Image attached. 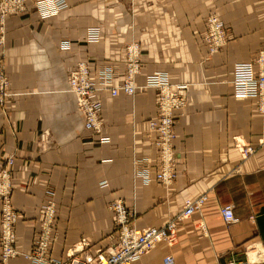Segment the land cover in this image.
Here are the masks:
<instances>
[{"label":"crops","instance_id":"crops-1","mask_svg":"<svg viewBox=\"0 0 264 264\" xmlns=\"http://www.w3.org/2000/svg\"><path fill=\"white\" fill-rule=\"evenodd\" d=\"M47 19L32 9L3 21L0 67L8 79L0 103V170L13 159L10 205L18 255L0 264H36L25 255L38 232L42 206H56L55 239L48 257L94 256L115 235L107 205L120 199L138 228L163 226L186 199L208 193L201 212L180 222L172 244H158L136 264H225L243 260L259 244L264 264V115L257 98H237L231 70L253 61L264 47V0H66ZM211 13L224 23L226 46L208 54L203 36ZM99 30L89 42L88 32ZM141 45L140 87L130 96L103 95L102 135L84 129L67 72L78 61L123 69L122 50ZM70 49L63 50L62 43ZM2 63V64H1ZM169 74L187 84V105L176 112L174 178L156 180L147 122L156 116V89L145 76ZM252 151L244 155V151ZM148 168L152 180L137 174ZM108 186L101 188L99 182ZM233 206L229 227L219 208ZM1 212V203H0ZM82 239L87 245L81 246ZM76 247V250H75Z\"/></svg>","mask_w":264,"mask_h":264},{"label":"built area","instance_id":"built-area-1","mask_svg":"<svg viewBox=\"0 0 264 264\" xmlns=\"http://www.w3.org/2000/svg\"><path fill=\"white\" fill-rule=\"evenodd\" d=\"M67 8L65 0H0V25L8 16L22 15L34 9L41 19H47L57 15ZM206 33L203 37L209 55L216 52L226 44L224 23L217 15H210L206 22ZM2 37H0V42ZM87 40L96 42L99 40V32L91 29ZM63 50L71 47L69 42L62 43ZM124 69L117 73L111 66L102 65L91 68L87 60L78 61L67 72V87L75 97L78 113L82 116L83 126L99 137L100 142L108 141L102 135V94L108 93L115 97L119 92L133 95L140 88L136 83V76L142 69L141 45L131 42L123 49ZM258 68L252 61L239 62L233 65L231 70V81L235 88L237 98L253 97L260 102L259 109L264 113V47L260 50L256 59ZM0 67V91L5 86V78ZM121 76L120 83L116 80ZM144 87L156 89L157 114L147 122L146 134L149 136V145L153 155L156 157L157 171L155 178L163 185H169L174 178V141L176 133L174 129L175 112L186 107L187 98L185 91L187 84H172L169 74L159 73L146 76ZM104 93V94H106ZM248 148L245 152L250 153ZM13 160L9 159L8 166L0 170V249L1 262L6 263L9 259L18 255L15 248L16 232L15 226L19 214L10 205L12 189L11 166ZM145 183L152 180L148 168L137 174ZM99 186L106 188V180L100 181ZM208 193H204L195 199H186L180 215L170 219L163 226L138 228L132 222L133 214L120 199L111 201L107 207L114 215L115 235L112 243L104 250H99L94 256L81 257L72 252L67 261H59L49 258L50 244L55 239L54 220L56 206L46 203L42 206V216L39 222L37 235L34 239L30 252L25 256L35 261L36 264H136L143 256L152 251L158 244H172L176 227L186 217L194 212H201L208 201ZM224 223L229 227L237 221L233 213V206L223 205L219 208ZM82 239L81 247L87 245ZM259 244L252 243L245 248V260L231 259L225 264H254L249 254ZM76 250V247H75ZM261 261V260H260ZM164 264H174L172 256L167 255Z\"/></svg>","mask_w":264,"mask_h":264},{"label":"bare ground","instance_id":"bare-ground-1","mask_svg":"<svg viewBox=\"0 0 264 264\" xmlns=\"http://www.w3.org/2000/svg\"><path fill=\"white\" fill-rule=\"evenodd\" d=\"M66 1V0H65ZM210 15H215V13H211ZM209 15V16H210ZM208 16V17H209ZM206 22H207V20H206ZM207 26V25H206ZM4 27V26H3ZM1 28V27H0ZM3 29V28H2ZM93 29H96V28H93ZM98 32H99V30L98 29H96ZM206 30H207V28H206ZM100 33V32H99ZM87 36H88V34H87ZM204 37V36H203ZM131 42H138V41H129V42H127V43H125L124 44V46L126 45V44H128V43H131ZM139 43V42H138ZM226 44H227V41H226ZM226 44L223 46V47H221L220 49H218L216 52H214V53H217L218 51H220L221 49H223L225 46H226ZM123 49H124V47H123ZM207 49H208V47H207ZM260 52V51H259ZM259 52H258V54H259ZM214 53H211V54H214ZM208 54H209V52H208ZM122 55H123V50H122ZM258 58V55H257V57L252 61L253 63H254V65H256V67H254V69H256V68H258V65L256 64V59ZM237 63H239V62H237ZM2 64V63H1ZM236 64V63H235ZM108 66H111L114 70L116 69V67H114V66H112V65H108ZM234 67V66H233ZM123 69H124V62H123ZM123 69H122V71H123ZM5 73V72H4ZM140 73H141V71H140ZM139 73V74H140ZM159 73H161V72H155V73H153V74H159ZM138 74V75H139ZM153 74H150V75H153ZM166 74V73H165ZM138 75L136 76V78L138 77ZM147 76H149V75H147ZM120 81H121V76L120 77H118L117 78V80H116V82L117 83H120ZM232 82V81H231ZM145 83H146V76H145ZM232 85H233V83H232ZM233 89H234V96H235V88H234V85H233ZM122 92V91H121ZM122 93H124V92H122ZM263 94H264V91H263ZM134 95V94H133ZM130 96H132V95H130ZM236 97V96H235ZM246 98H253V97H246ZM241 99H245V98H241ZM258 99V98H257ZM76 101V100H75ZM258 101H259V99H258ZM187 105V104H186ZM259 107H260V102H259ZM182 110V109H181ZM178 111H180V110H178ZM259 111L262 113V115H264V113L259 109ZM156 112H157V107H156ZM177 112V111H176ZM176 112H175V114H176ZM102 127V126H101ZM85 129V128H84ZM86 130H88V129H86ZM89 131V130H88ZM250 258H251V260L252 261H255V262H257V261H260V260H262V250H261V248L258 246V247H256V249L255 250H252L251 251V253H250Z\"/></svg>","mask_w":264,"mask_h":264},{"label":"rangeland","instance_id":"rangeland-1","mask_svg":"<svg viewBox=\"0 0 264 264\" xmlns=\"http://www.w3.org/2000/svg\"><path fill=\"white\" fill-rule=\"evenodd\" d=\"M30 11V10H29ZM28 12V11H27ZM26 13V12H25ZM24 14V13H23ZM15 16H17V15H15ZM3 24L1 23V25H0V37H1V35H2V28H3ZM1 43V42H0ZM3 73V75H4V78H5V86L3 87V89L0 91V103H3V101H4V97H6V93H7V89H8V79H7V76L5 75V73H4V71H2ZM104 93H106V92H104ZM102 94V97H103V95H105V94ZM246 151V150H245ZM244 151V155L245 154H247L246 152ZM9 159H12L11 157H9V158H6V164H5V166H8V162H9ZM13 160V159H12ZM4 166V167H5ZM3 167V168H4ZM12 170V169H11ZM11 181H12V173H11ZM11 194H12V189H11ZM181 213V212H180ZM180 213L178 214V215H180ZM176 217V216H175ZM174 218V217H173ZM186 218H188V217H186ZM186 218H184L183 220H185ZM183 220H181L180 222H182ZM133 222V221H132ZM134 224V223H133ZM252 243H255V242H251V243H249V244H247L246 245V247L248 246V245H250V244H252ZM245 247V248H246ZM1 254H2V252H1V249H0V262H1ZM249 256H250V254H249ZM246 259V255H245V258L243 259V260H245ZM251 259V258H250ZM231 260V259H230Z\"/></svg>","mask_w":264,"mask_h":264}]
</instances>
